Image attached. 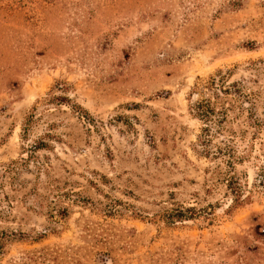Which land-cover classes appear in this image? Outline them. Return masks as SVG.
I'll use <instances>...</instances> for the list:
<instances>
[{"label": "rangeland", "instance_id": "obj_1", "mask_svg": "<svg viewBox=\"0 0 264 264\" xmlns=\"http://www.w3.org/2000/svg\"><path fill=\"white\" fill-rule=\"evenodd\" d=\"M261 167L264 0H0V264H264Z\"/></svg>", "mask_w": 264, "mask_h": 264}, {"label": "trees", "instance_id": "obj_2", "mask_svg": "<svg viewBox=\"0 0 264 264\" xmlns=\"http://www.w3.org/2000/svg\"><path fill=\"white\" fill-rule=\"evenodd\" d=\"M247 46H250V45H247ZM224 88L225 89H222L221 91H223L224 93H227V87H224ZM192 110H193V113H192L193 116L202 120L204 123V126L201 128V131H202L201 135L203 137L200 136L199 144L201 145L205 155L207 157L211 156L212 158H215V159L219 157H223V156L228 157L227 159H224L225 165H226V169L224 171L225 181L227 183L228 189L231 191L233 195V206L241 205L248 199L247 198L248 195L243 197L241 183L234 176L233 162H232L234 155L232 151L233 150L232 146L229 144H226V146L223 148V147L216 145V147H214L212 151L210 150V147H209V142L211 139L210 137L212 136L210 124L213 123L216 126H218L215 132H219V130H222L223 123L227 121L226 108L220 107L219 110H216L213 103L209 99H201L193 105ZM231 132L234 133V131H231ZM227 143H230V140H228ZM259 176H260L259 181L264 186V167L260 168ZM59 212L61 215L64 214V210L59 211ZM177 215L179 217H185V218H192L193 216L192 213H190V215H183L181 213H178Z\"/></svg>", "mask_w": 264, "mask_h": 264}]
</instances>
